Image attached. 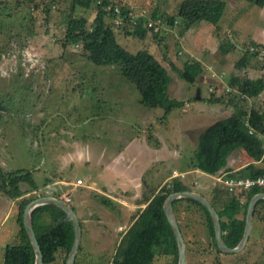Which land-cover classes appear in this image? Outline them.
<instances>
[{
    "label": "rangeland",
    "instance_id": "1",
    "mask_svg": "<svg viewBox=\"0 0 264 264\" xmlns=\"http://www.w3.org/2000/svg\"><path fill=\"white\" fill-rule=\"evenodd\" d=\"M125 1L117 0V4L136 11L135 19L144 16L146 25L153 27L148 22L159 16L162 24L159 29L153 27L154 31L149 29L144 37L125 34L116 27L118 42L131 51L146 48L152 52L171 76L169 95L184 103L171 109L167 116L160 108L161 113L157 114V107H146L139 102V92L132 83L133 87L125 83L118 66L92 63L83 55L80 44L63 46L70 17H81L88 25L98 20L95 2L89 7H73L72 0H0V168L4 171L31 170L37 184L41 185L44 177H48L45 174H50V178L54 176L53 168L47 166L49 163L63 165L67 160V157L58 161L42 157L49 152V147L52 146L50 153H53L67 147L74 139L83 141L91 136L94 137L92 144H108L110 138L113 136L115 140L119 133L123 134L125 142L141 132L151 146H157L162 136L168 138L164 141L172 146L177 142L181 155L190 153L192 157L198 143L195 139L198 130L231 113L234 103L229 99L237 92L229 88V81L237 72L235 62L243 54L242 45L255 36L262 40L257 43L263 47L255 45L253 49L264 48V4L225 0V11L217 24L202 20L183 30L178 20L171 24L166 18L176 14L180 0ZM127 1H131L133 7ZM104 18L110 23L113 21L109 15ZM221 42L233 47L223 53L219 48ZM249 56L253 67L263 69L261 74H264L259 57L253 52ZM197 58L204 61L202 73L194 82L183 80L177 68H181L185 60ZM261 93L254 104L264 101V89ZM210 97L219 100L210 101ZM235 101L250 107L241 95L236 96ZM249 101L252 104L253 99ZM167 117L169 120H163ZM191 121L197 123L190 125ZM118 123L120 130L116 131ZM186 124H189L187 129ZM147 150L146 146L139 149L140 160L148 161ZM43 158H46L44 163ZM183 160L181 156L171 155L155 164L150 169L151 185L157 186L163 172L171 167H184L179 164ZM66 163L56 172L66 181L54 184V190L69 187L70 178H87L84 164L77 162L71 169ZM89 170L93 173L95 165ZM108 170L119 175L115 168ZM172 180L166 185L170 186ZM24 185L30 190L28 183ZM41 192L36 190L30 195ZM0 195H3L1 190ZM6 206L0 205V216ZM175 207L185 242V264H264V220L253 217L250 239L240 251L219 252L210 243L203 210L185 201ZM261 210L264 213V208ZM16 211L14 208L0 227V264L5 245L16 239L12 235L16 228ZM88 245L91 248L85 254V261L110 264L112 248L102 251L94 241ZM151 264H174V259L157 251Z\"/></svg>",
    "mask_w": 264,
    "mask_h": 264
},
{
    "label": "trees",
    "instance_id": "2",
    "mask_svg": "<svg viewBox=\"0 0 264 264\" xmlns=\"http://www.w3.org/2000/svg\"><path fill=\"white\" fill-rule=\"evenodd\" d=\"M248 1L259 6L264 4V0ZM92 2L96 3L98 20L88 25L81 17H70L63 46L80 44L83 55L92 63L102 66H118L121 75L125 77V83L130 86L133 84L139 92V102L144 106L159 107L164 115H167L171 109L180 107L184 102L169 95L168 87L171 76L168 69L148 49L139 48L131 51L121 45L117 40V28L113 21L110 23L105 20L106 15L110 18L114 17L113 9H107V5L112 4L113 6L117 4V0H101L100 3L97 0H72V6L89 7ZM118 5L124 13L127 11L123 4ZM225 7V0H180L176 14L167 15L166 18L171 24L178 20L183 30L202 20L217 24ZM160 18L158 16L154 20L158 29L162 24ZM145 19L144 16H139L135 22L126 19L118 27L125 34L144 37L146 32L149 29L153 30L154 27L146 25ZM255 45L263 47L252 39L242 45L243 54L235 62L237 68L250 63L249 53L252 54V52L249 46ZM231 46L221 42L219 48L221 52L227 53ZM204 66L199 59H189L185 60L181 68H177V72L183 80L194 82L202 73ZM263 75L255 78L235 73L231 75L229 88L237 92V95H232L229 99L230 103H234L233 110L228 115L217 118L200 132L197 146L190 159L193 166L207 173H215L225 166L228 155L236 147H243L256 160L264 159V101L259 106L253 104L249 109L234 102L238 95L257 96L264 88ZM208 100H219V98L211 99L210 97ZM258 174H264V166H256L251 162L235 175L254 176ZM23 183H28L31 189L37 187L31 170L20 168L4 171L0 168V190L10 198H17L16 219L19 225L15 242L5 245L2 264H34L35 261L33 246L23 223V213L29 201L47 192L23 196L25 193L21 188ZM181 190L190 189L180 179L173 178L170 186H160L151 198L146 199L145 207L139 211L133 223L122 235L110 264H151L157 251L172 255L174 264H177V240L165 214L163 203L169 193ZM260 191H264V186L256 185L247 189L229 191L223 184H217L212 189L213 198L210 202L219 215L222 237L228 246H235L241 239L245 228L248 201L252 195ZM180 201L197 205L203 210L211 237L210 243L221 252L215 239L214 225L207 207L195 198L178 197L172 202L175 214L177 211L175 205ZM263 208L264 198H261L254 206L255 220H264V213L261 210ZM177 220L180 227L178 217ZM32 223L42 251L43 264L53 263L58 256L63 264H66V258L74 240V225L68 213L55 203H43L33 209ZM76 259L77 256L74 264H77Z\"/></svg>",
    "mask_w": 264,
    "mask_h": 264
},
{
    "label": "crops",
    "instance_id": "3",
    "mask_svg": "<svg viewBox=\"0 0 264 264\" xmlns=\"http://www.w3.org/2000/svg\"><path fill=\"white\" fill-rule=\"evenodd\" d=\"M123 2L126 1L123 0ZM130 2L131 1H127V3L132 6V3ZM251 38L255 42L262 43V40L256 38L255 36H252ZM199 60L204 64L202 59ZM236 70L237 72L235 74L240 76L255 78L263 75L261 74L263 69L259 70L254 68L251 63L243 66L242 68H236ZM261 91L257 97L245 96V104L249 102L250 107L253 106L254 102L261 98ZM249 99H253L252 104ZM256 105L259 106L260 103H256ZM250 107L244 106L246 109H249ZM157 108L156 113H161L159 111L162 109L160 108L159 110V107ZM169 118L170 117H167L163 120H169ZM201 118L202 117L199 119L200 121H202ZM213 121L214 120L211 122ZM192 123L196 124L197 121H191L189 124L192 125ZM210 123H207V125ZM189 124H186V129ZM117 126L118 128L115 130L119 131L120 124L118 123ZM205 126L198 130L199 132L196 134L195 139L197 138L198 140V136ZM122 137L123 134L119 133L118 135H115V140L112 136L108 144H105L104 142V144L96 142L97 145L90 143L92 138H94L92 136L91 138L83 141H80V139H74L72 142L68 143L69 145L67 147H63L62 149L59 148L55 150V152L53 151V153H50V149L52 148L51 146L49 147V152L46 153V155H42V157L49 156L51 160L67 157L66 166L69 168L71 167V169L74 168L77 162L84 164L88 179L78 176L77 178H81L82 180L81 183L77 184L75 183L76 180H73L74 178H70L67 182L70 184L69 187L63 190H54L52 187L54 184L66 181L62 178V176H60V173H56L61 171V168L65 165V161L63 165L61 163L54 166L49 163L47 166L50 165L51 168H53L52 170L54 171V176L50 178V174H45L48 177H44L41 185L37 184L36 178L34 177L37 185L35 189H31L29 186L30 190H28L27 187H24V184L26 183L21 185V188L25 191L23 196L30 195L36 190L47 192L45 195H60L61 197H65L66 195L70 196V203L68 202V204L72 208L74 207L81 227L79 243L80 248H78L76 253L77 264H91L92 261L90 262V260H84L85 254H87V252H89V248H91L88 245L90 241L96 242L102 251L112 248L111 251L114 254L122 235L133 223L139 211L145 207L147 203L146 199L151 198L160 186L166 185V182L169 179H180L183 183L189 186L190 190L203 194L210 201L213 197L212 191L210 192V188L212 190L217 184H222L218 180L220 175L238 174L239 170H243L244 167L251 162L256 166H264V159L256 160L243 147H236L228 155L225 166L215 173H207L192 165L190 162V153L181 155V149L177 142L174 146L166 143L164 140L168 138H163L161 136L159 138L160 141H157V146H151L147 143V139L142 136L141 132L136 134L134 137L125 140V142L122 140ZM112 142L114 143L113 145ZM143 146L148 148V152L145 155L148 156V161L140 160L139 149ZM136 149L138 150L136 151ZM171 155H178L184 158V160L179 163L184 165V167H171L167 171L163 172L164 174L157 183V186L155 183L151 185L150 180L152 172H150V169H152L155 164L157 165L159 162L167 160L171 157ZM42 160L44 163L46 158H43ZM93 165H95L96 170L92 173L89 169ZM109 168H115L119 175H113L110 173L108 170ZM69 171L71 172V170ZM45 173H47V171ZM176 173L181 175H176ZM158 174L159 172H156V175ZM16 199L10 198L4 193L3 195H0V205H7L5 211L0 216V227L5 223L14 208L17 210V207H15L17 204ZM16 220L17 219H15V221ZM18 228L19 225L16 222V228L12 234L14 235L13 238H15ZM49 264H63V262L60 256H58L53 263Z\"/></svg>",
    "mask_w": 264,
    "mask_h": 264
},
{
    "label": "water",
    "instance_id": "4",
    "mask_svg": "<svg viewBox=\"0 0 264 264\" xmlns=\"http://www.w3.org/2000/svg\"><path fill=\"white\" fill-rule=\"evenodd\" d=\"M178 197H192V198L199 200L201 203H203L207 207L211 215L213 225H214L215 239H216L219 249L224 252H237V251H240L247 242V239L249 237L250 230L252 227L254 206L257 200L264 198V191L255 193L249 199L247 211H246L244 232L239 242L233 247H230L225 243L222 237L219 215L216 209L214 208V206L212 205V203L203 194L197 191H193V190H181V191H173L169 193L164 200L163 207H164V211L167 216V219L173 228V231L175 233L176 240H177V245H178V263L177 264H185L186 252H185L184 237L182 235L181 229L178 224V220L176 218V215L174 213L173 206H172L173 200ZM43 203H55L56 205L63 208L68 213L70 218L72 219V222L74 225V240H73L72 247L66 258V264H74V258L76 256L79 243H80V236H81L80 223H79L75 210L64 199L57 197V196H51V195L38 196L32 199L26 205L24 209V213H23V223L29 235V238H30V241L33 246L34 253H35L34 264H43V257H42V251H41L40 245L38 243V240L35 234L33 223H32V211L37 205H40Z\"/></svg>",
    "mask_w": 264,
    "mask_h": 264
},
{
    "label": "built area",
    "instance_id": "5",
    "mask_svg": "<svg viewBox=\"0 0 264 264\" xmlns=\"http://www.w3.org/2000/svg\"><path fill=\"white\" fill-rule=\"evenodd\" d=\"M101 0H97V2L100 3ZM107 9L111 10L113 9L115 15L113 17V23L116 27H118V25L124 23V21L126 19L132 20L133 22H135V16H137V12L134 10H130L127 9V11L124 13L120 7V5L118 4H114L112 6V4L107 5ZM126 17V18H125ZM148 23H150V25L154 26L155 29L158 28L157 24L155 21H149ZM251 52H253L254 54H256L259 59L261 60V62L264 65V48H259V49H253V47L251 46L250 48ZM175 172V171H173ZM176 175H181L176 173ZM218 180L229 190V191H234L236 189H240V188H251L253 186L259 185V186H264V174H258V175H254V176H245V175H231V174H226L223 176H219ZM82 180L80 178H77L75 183H81ZM60 198H64V200L68 203L70 201V196L66 195L65 197H61Z\"/></svg>",
    "mask_w": 264,
    "mask_h": 264
}]
</instances>
